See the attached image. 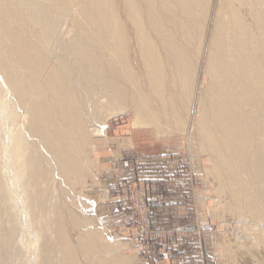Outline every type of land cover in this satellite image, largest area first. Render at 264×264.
I'll return each instance as SVG.
<instances>
[{
	"label": "bare ground",
	"instance_id": "1",
	"mask_svg": "<svg viewBox=\"0 0 264 264\" xmlns=\"http://www.w3.org/2000/svg\"><path fill=\"white\" fill-rule=\"evenodd\" d=\"M211 7L0 0V264H128L105 235L81 230L86 202L73 193L94 165L88 124L104 130L106 112L125 110L158 132L168 116L186 125ZM68 20L75 33L63 38ZM205 72L195 129L206 176L254 227L223 260L264 264V0L219 1Z\"/></svg>",
	"mask_w": 264,
	"mask_h": 264
},
{
	"label": "rangeland",
	"instance_id": "2",
	"mask_svg": "<svg viewBox=\"0 0 264 264\" xmlns=\"http://www.w3.org/2000/svg\"><path fill=\"white\" fill-rule=\"evenodd\" d=\"M116 1L118 2V0ZM219 1L211 0L212 7L207 20L208 25L204 35L200 67L196 74L194 100L186 125L168 116L167 120H170L171 129L167 132H158L156 124H140L136 122L131 111L125 110L106 112L103 116L106 124L104 130L96 123H94L95 126H92L93 123L88 124L91 139L95 143V150L88 158L92 161L94 160V165H88L87 169L89 170L87 172L91 170L88 172L90 173L89 178L85 174L82 185H76L75 192L73 190L76 198L86 202L85 204L82 202V205H84L82 217L85 226L81 230L86 235L96 233L103 235V237L105 235V240H108L110 244L112 242V245L116 247L112 254L117 259L122 256L121 259L128 261V264H156L158 261L154 257L159 253V248H164L161 252L165 256L169 255L167 258H161V261H165L160 264H173L174 261L181 262L177 264H227L226 262L224 263L223 255L229 249L233 250L234 245L236 244L237 246L240 240L242 241L244 237L242 231L244 232L245 226L254 228L250 222H246L244 226V222L227 208L229 207L227 194L216 193L218 192L217 187H215L217 182L211 176L207 177L205 172L207 169L212 168L213 163L210 157L202 151L195 129L198 101L204 93L203 87L205 86L203 85H205L204 82L207 80L205 72L206 54L210 47V37ZM66 22H63V38L75 33L72 22L70 20ZM0 93L2 94L1 90ZM154 107L156 108L157 106L154 104ZM156 109L163 123V114L161 115L160 109ZM120 129H123V131H118ZM127 130L132 135L130 142L132 150L129 151V154L123 155V158L116 152V165L121 164L124 167L123 173L119 175L120 182L114 188L115 193L124 195L121 196V200L118 202L119 212L122 213L121 217L116 218L115 213L108 214L107 210L101 208L105 198L102 196L103 193L100 192L103 188L98 183L103 172V164L109 157L107 151L110 150L112 143L116 144V136L125 133ZM128 166H130L129 169H127ZM169 180L175 181L184 190H189L187 193L185 192V194L189 195L182 200L181 207L185 212L176 214L172 211L171 215L160 216L157 208L170 206V208L174 209L179 202L175 203L171 200V202L167 203L169 206L165 205L164 201L159 203V201L152 199L151 196H146L145 187L147 185L151 187L153 184L157 185ZM213 181L216 183H213ZM138 182L142 183L140 187L143 188L144 195V211L143 216L140 217L131 212V204L128 200V188L130 186L138 187ZM158 187L161 186L158 184ZM152 190L162 192V190L157 188H149L148 191L151 192ZM76 193L82 196L77 197L78 194ZM218 194L221 196L219 195V197ZM159 204L162 205L160 206ZM226 204L227 207H225ZM177 205L180 206V204ZM144 216L150 221V231L157 232L161 228L159 232L162 234L161 239L152 241L147 249L141 247L144 242L142 237L139 236L140 232L138 235L136 231V226L141 225L140 220ZM204 223L212 225L213 231L201 230L200 227ZM76 231V228H70L68 230L69 236H75ZM141 235L143 236L144 233ZM240 236L243 237L241 238ZM186 237H194V244L189 248L191 256L188 254L186 257H180L186 254L187 251H183L178 242L183 241ZM135 241L137 242L136 246H134ZM230 244L234 245L231 246ZM15 248L18 250L13 255L18 256V253L20 254L19 246L16 245ZM11 263L13 261L10 259ZM18 264H26V260L20 259Z\"/></svg>",
	"mask_w": 264,
	"mask_h": 264
},
{
	"label": "crops",
	"instance_id": "3",
	"mask_svg": "<svg viewBox=\"0 0 264 264\" xmlns=\"http://www.w3.org/2000/svg\"><path fill=\"white\" fill-rule=\"evenodd\" d=\"M118 131H123V129H120ZM131 137L132 135L130 134V132L127 130L125 133H121L119 134V136H116V144L112 143L110 146V150H108L107 152L109 153V157H107L105 163L103 164V172L101 174V177L99 179V183L98 185L101 186L103 188L102 191H100L102 194V196H104L105 200L101 206L102 209L107 210L108 214H114L116 216V218H120L121 216V212H119V208H118V202L121 200V195L120 193H115L114 192V188L116 185H118V183L120 182V174L123 173V166L121 164L116 165V152H118L120 154V156H122L121 158H123V155H127L129 154V151L132 150L131 148ZM115 139V138H114ZM113 139V140H114ZM127 164V163H126ZM125 165V164H123ZM130 166H128L127 169H129ZM140 180V179H138ZM173 180H169L168 182H161L158 183L157 185H151L150 186H146V196H151L152 199L159 201V203H161L160 201H164L163 203H165V205H167L168 202L174 201L177 204H180V206H178L176 204V206L174 207V209L170 208L169 204L167 206L169 207H159L157 208V211H159L160 216L166 215L168 216L171 215L172 211L175 212L176 214L179 213H183L185 212V210L181 207L182 206V200H184L183 198L185 196H188L189 194H185V192L187 193V191L189 190H184L183 187H181V185H178L177 183ZM138 185L141 186L142 183L138 182ZM149 188L154 189L157 188L158 190H162V192L160 191H151L149 192ZM144 189V190H145ZM164 196V197H163ZM162 203V204H163ZM162 204H159L160 206ZM161 227V226H160ZM123 228V227H121ZM125 228V227H124ZM161 230V228H159V231ZM166 230V229H165ZM135 233V232H134ZM194 237L192 238H188L186 237L185 239H183V241L178 242L179 245H181L182 250L187 251L186 254H183V256L180 257H186L189 254V248H191V245L194 244L193 242ZM136 242V241H135ZM137 245V242L134 243V246ZM190 245V246H189ZM193 247V246H192ZM163 249L159 248L158 249V254L155 255L154 259H156L157 263L156 264H160L162 262H164L165 260L161 261V258H167L169 255H164ZM189 256H191L189 254ZM184 259V258H181ZM177 263H181L180 261H174L173 264H177Z\"/></svg>",
	"mask_w": 264,
	"mask_h": 264
},
{
	"label": "built area",
	"instance_id": "4",
	"mask_svg": "<svg viewBox=\"0 0 264 264\" xmlns=\"http://www.w3.org/2000/svg\"><path fill=\"white\" fill-rule=\"evenodd\" d=\"M129 191V203L131 204V212H134L138 217L143 216V211H144V203H143V188L140 186H130L128 188ZM141 225L136 226V231L140 232V235L142 237V241L144 242L143 245H141L142 248H149L150 243L154 240L161 239L160 237L162 234L157 231V232H152L150 231V221L147 220L146 216L142 217L141 220ZM212 225L209 223H204L201 225L200 229L203 231H213ZM144 235L142 236L141 234Z\"/></svg>",
	"mask_w": 264,
	"mask_h": 264
}]
</instances>
